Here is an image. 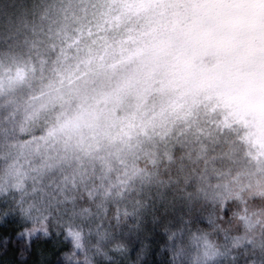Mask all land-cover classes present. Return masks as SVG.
<instances>
[{"label":"clouds","instance_id":"clouds-1","mask_svg":"<svg viewBox=\"0 0 264 264\" xmlns=\"http://www.w3.org/2000/svg\"><path fill=\"white\" fill-rule=\"evenodd\" d=\"M0 264H264V0H0Z\"/></svg>","mask_w":264,"mask_h":264}]
</instances>
